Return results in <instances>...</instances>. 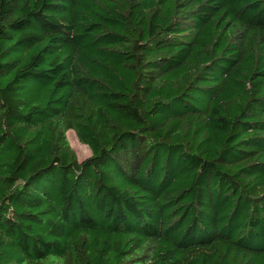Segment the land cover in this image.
Segmentation results:
<instances>
[{
	"label": "trees",
	"instance_id": "obj_1",
	"mask_svg": "<svg viewBox=\"0 0 264 264\" xmlns=\"http://www.w3.org/2000/svg\"><path fill=\"white\" fill-rule=\"evenodd\" d=\"M0 264H264V0H0Z\"/></svg>",
	"mask_w": 264,
	"mask_h": 264
},
{
	"label": "rangeland",
	"instance_id": "obj_2",
	"mask_svg": "<svg viewBox=\"0 0 264 264\" xmlns=\"http://www.w3.org/2000/svg\"><path fill=\"white\" fill-rule=\"evenodd\" d=\"M66 137H67V140H68L70 146L74 149L78 160H81V159L87 157L88 155H90L89 148L85 144H82L78 140V138H77V136L73 130H68L66 132Z\"/></svg>",
	"mask_w": 264,
	"mask_h": 264
}]
</instances>
